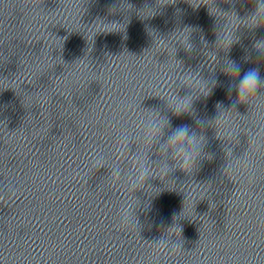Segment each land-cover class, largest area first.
I'll list each match as a JSON object with an SVG mask.
<instances>
[{"label": "clouds", "instance_id": "obj_1", "mask_svg": "<svg viewBox=\"0 0 264 264\" xmlns=\"http://www.w3.org/2000/svg\"><path fill=\"white\" fill-rule=\"evenodd\" d=\"M189 2L194 7H199L201 4L207 5L210 14H212L210 5L215 4L216 7V0H210L209 3H206L205 0H199V2L189 0ZM229 2L234 5L236 0H229ZM254 5L249 17L253 21L254 28L262 27L264 26V23H261V21H264V0H254ZM224 40L225 42L221 47L226 48L228 51L234 43L231 39V34L225 36ZM186 47L191 49L190 44H187ZM253 47L259 54V58L264 59V38L257 39ZM243 61L245 63L249 62L250 57H244ZM213 62L215 61L213 60ZM213 71H215V69ZM221 72L229 78L227 90L229 93L234 91L236 93V98L228 108H225L221 103L216 105L217 109L223 108V112H220V116L216 121L221 119L222 116L232 113L238 104L252 105V101L258 97L259 90L264 87V76H261L258 67L248 68L241 74V63L232 59H227ZM188 78H191V76L187 77V79ZM194 83H198V81ZM218 83H220L218 78H215L213 87ZM210 94L211 89L208 90L206 95ZM171 99L172 103H169V107L175 117L193 116L194 122L200 127H205L211 123L206 118L196 116L191 95L180 97L178 94H174ZM142 131L143 139L145 144L149 146V150L150 146L159 145V150L167 157V160L159 165L150 164L146 152L135 153L130 158L131 174L127 177V188L125 189L128 196L124 198L118 209V227L129 230L130 232H136L137 234L141 231V221L137 216V209L141 207V201L136 197L135 193L138 190H144L149 194V189H151L153 192L149 195L150 197L159 195L164 189L148 184L147 181L149 179H165L177 170L185 174H191L195 170L197 162L200 160L207 143L206 137L198 133L190 125L180 124L173 127L170 120L163 119L155 114L151 118L146 119ZM255 139L264 140V129H258L255 134ZM126 142L127 136H123L119 143L120 147H123ZM104 159L105 157L103 154L97 153L92 159L90 170L103 166L102 162ZM237 161H240V158H238ZM242 163L246 167L248 162L245 160ZM121 175L122 173L119 168L110 169L108 175L109 184L111 185L119 182ZM3 199L4 197L0 195V201ZM143 211H151L150 201L144 206ZM178 217L179 216L176 214H173L172 224L165 229L166 232L177 235V230H179L178 234L180 236L182 228L176 223ZM261 222L264 223V221ZM161 226H163L162 222ZM163 239L164 237L162 235L152 242L157 246L158 250L163 249L174 253L178 248L181 249L182 247V243H178L175 248H169L163 243Z\"/></svg>", "mask_w": 264, "mask_h": 264}, {"label": "water", "instance_id": "obj_2", "mask_svg": "<svg viewBox=\"0 0 264 264\" xmlns=\"http://www.w3.org/2000/svg\"><path fill=\"white\" fill-rule=\"evenodd\" d=\"M253 2H254V0H253Z\"/></svg>", "mask_w": 264, "mask_h": 264}]
</instances>
